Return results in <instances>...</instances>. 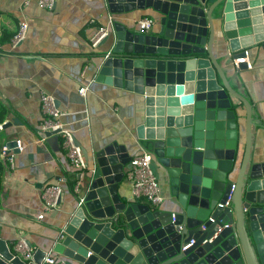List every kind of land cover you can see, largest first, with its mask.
I'll return each instance as SVG.
<instances>
[{"label": "water", "instance_id": "water-1", "mask_svg": "<svg viewBox=\"0 0 264 264\" xmlns=\"http://www.w3.org/2000/svg\"><path fill=\"white\" fill-rule=\"evenodd\" d=\"M102 3L105 22L112 19L92 55L94 81L140 106L127 139L151 155L167 207L119 196L133 156L109 144L81 177L51 252L64 264H264V161L250 151L252 104L232 86L247 65L234 60L264 51V0ZM136 12L154 19L149 32L113 16ZM214 49L224 54L215 57ZM16 146L5 145L15 153ZM46 254L37 249L27 261L0 240V264H45Z\"/></svg>", "mask_w": 264, "mask_h": 264}, {"label": "crops", "instance_id": "crops-1", "mask_svg": "<svg viewBox=\"0 0 264 264\" xmlns=\"http://www.w3.org/2000/svg\"><path fill=\"white\" fill-rule=\"evenodd\" d=\"M104 11L102 0H56L52 11L40 8L36 0L27 6L23 0H0V101L8 111L5 122L12 121L9 128L0 131V152L12 140L21 146L14 152L13 168L7 165L1 180L0 240L8 247L23 244L27 248L29 244L32 254L37 249L50 252L68 214L76 207L75 171L61 138L58 134L42 135L41 95L53 98L61 113L57 120L71 131L81 149L87 162L82 177L93 170L95 152L109 144L124 147L131 156L139 152L127 138L140 106L131 95L94 81L92 55L96 48L91 47V39L107 24ZM113 16L136 30V22L143 17L155 24L146 13ZM21 23L28 26L26 36L13 48L11 41ZM213 53L220 57L224 51L214 49ZM258 54L255 57L248 51L250 68L246 67L241 81L234 80L232 86L252 104L250 151L264 161V51ZM82 86H88L84 97L78 93ZM243 117L244 111H240V152L245 140ZM158 184L164 198L160 207L164 209L166 194ZM53 185L61 187V198L56 210L46 212L42 193ZM118 194L130 199V184L122 183ZM136 201L149 205L145 198ZM18 249L22 254L25 251Z\"/></svg>", "mask_w": 264, "mask_h": 264}, {"label": "built area", "instance_id": "built-area-1", "mask_svg": "<svg viewBox=\"0 0 264 264\" xmlns=\"http://www.w3.org/2000/svg\"><path fill=\"white\" fill-rule=\"evenodd\" d=\"M32 0H23V5L27 6ZM56 0H36V4L47 11H52L55 7ZM112 17H108V21L105 27L100 28L91 39V47L96 48L100 40L107 34L108 27L111 25ZM154 25L151 18L143 17L136 22V26L139 31L147 33ZM28 26L26 23H21L18 28V32L11 41V46L15 48L20 44L26 36ZM247 56V55H246ZM239 63H246V67L250 68V65L246 62V58H239L234 60V64L237 67ZM88 91V86H82L78 93L82 97ZM41 112L44 115V120L41 125L42 132H58L57 134L61 138V144L66 151V158L73 170L75 171V180L73 185V192L78 195L80 192L81 177L83 172L87 171V162L82 154L81 149L75 145L71 131L66 129L57 118L61 115L59 110L55 107L54 100L51 96L43 94L41 95ZM87 114V111L84 110ZM17 150H21L20 142L17 141ZM14 152L3 147L0 152V160L8 165L13 166ZM151 162V155L144 151H141L134 155L130 161V169L127 172L126 178L131 186L130 199L136 201L141 198H145L151 207L159 206L164 198L160 195L159 184L156 178L153 176L149 169ZM13 168V167H12ZM62 189L59 185H53L45 188L42 193L43 208L44 211H53L58 208L59 200L61 198ZM230 197H228V200ZM82 202V198L79 199V204ZM221 206V205H219ZM39 219L43 218V213L38 216ZM212 221L211 219H209ZM223 227H228L227 225ZM193 244L190 241L188 244L183 245L182 250L188 249ZM17 247L25 249L22 256L29 261L32 257V251L23 244H18ZM45 264H64V262L54 255L51 251L48 252L44 258Z\"/></svg>", "mask_w": 264, "mask_h": 264}, {"label": "trees", "instance_id": "trees-1", "mask_svg": "<svg viewBox=\"0 0 264 264\" xmlns=\"http://www.w3.org/2000/svg\"><path fill=\"white\" fill-rule=\"evenodd\" d=\"M7 112H8L7 108L0 101V125L5 122V119H6V116H7ZM5 168H6V164H4V162L0 160V193H1V190H2V185H1L2 175H3L4 171L6 170Z\"/></svg>", "mask_w": 264, "mask_h": 264}]
</instances>
